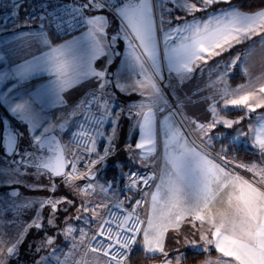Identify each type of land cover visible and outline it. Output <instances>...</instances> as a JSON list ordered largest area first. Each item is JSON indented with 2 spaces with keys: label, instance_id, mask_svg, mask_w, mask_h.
<instances>
[{
  "label": "rangeland",
  "instance_id": "374dc122",
  "mask_svg": "<svg viewBox=\"0 0 264 264\" xmlns=\"http://www.w3.org/2000/svg\"><path fill=\"white\" fill-rule=\"evenodd\" d=\"M221 1L227 2V0H219V2ZM187 2L195 3L196 7L201 10L192 13L187 12L183 7L185 0H152L160 58L162 52H165L166 44L168 45L169 40H172L173 32L168 31L170 28L174 32H176L175 29L177 28L181 29L173 37V39L178 40L182 35H187L184 29H187L189 25L203 24L210 20L219 19L227 14L228 10L237 11L232 9L233 7L208 10L211 5L205 7L199 3V0H187ZM83 13L86 16L85 18L92 15L104 18L101 51H94L90 44L81 46L84 44L85 37L78 39L65 37L66 39L52 40L42 22L26 24L27 26H21L11 32L0 29V76L4 77L0 79V106L6 107L11 102L13 107L15 105V103H12L13 100L6 104L5 98H23L24 93L27 92L29 96L37 95L52 99L51 101H55L57 104V106L52 107L53 110L49 109L46 113H38L35 110L36 119L30 123L22 121L18 115L11 111V107L7 108L13 124L11 128L17 130L16 134L20 143H23L24 147L30 145L31 151H36V137L41 138V136L51 132L56 134L65 152L66 149L68 151L70 133L77 123L85 100H88L96 92H106L105 90L97 91L101 88L102 81L111 84L116 97L121 92L132 91L131 94L127 95L128 98L136 97L137 93H140L138 88L131 86L134 85L135 81L143 79V76L139 74L140 69L135 65L131 55L132 45H136L138 42L130 38L128 31L124 27V30H121L120 27L117 28V24L120 23L115 16H113V19L117 24L112 34V32L109 33L110 25H112L109 13L99 11V9L84 10ZM196 13L202 14L201 18L195 17ZM47 29L52 32L54 38H58L51 28L47 27ZM166 37H168L167 40ZM64 44L75 46L74 51L68 55L70 60L75 58L78 62L81 59L84 62H90L91 69L95 72L103 71L105 73L104 77L98 78L94 75L81 76L71 87L60 92L58 99L54 89L56 76L53 73L45 70H36L31 73L32 77L28 76L24 79H18L15 77L16 72H10L9 68L13 67L15 63L16 66H20L26 62H34L36 58L48 53L51 47ZM137 51L139 52L140 50L137 48ZM236 57H239V59L237 60ZM161 61L160 59V65ZM233 61L235 62L233 63ZM158 71L160 75L156 77V80L161 89V101L167 103L171 100L177 108L167 110L162 116L160 115V117L156 118V127L161 126L162 130L161 135L158 133V142L156 141L154 145L155 151L152 153L137 149L135 143L130 144V139L136 136V130L133 132L130 128L129 146L123 159L126 158L134 162V165L140 166L157 160L159 173L162 175L166 156V133L169 132L170 128L176 127L187 138L189 144L207 153L210 159L226 167V170L239 174L246 179L251 178L252 173L246 171L244 167H237V165H251L253 163L264 165V155H262L256 145V135L261 131V125L264 124V108H257L255 112H247L246 109L233 106L225 107L219 93L224 87L230 86V78L240 73L244 77L243 84L240 86L251 85L258 88L260 84L264 83V33L260 36H253L249 40H244L242 43L235 44L220 56L212 57L206 64L204 63L201 67H197L187 78L173 80L168 76V79H165L161 67ZM22 80L28 81L27 84H21L19 87H14L13 85L9 88L11 96L6 97V93H4V90H7L5 88L6 84L8 82L17 83ZM173 83L178 85L175 86ZM237 86V88L240 87L239 85ZM43 91L47 92V95H45L46 93L41 95ZM140 96H142L139 98L140 101L136 103L138 108L144 103V100L149 98L147 92ZM213 104H215L217 112L222 117L239 121V123H234L230 128L223 124H217L215 128L208 131L207 136H203L195 125L208 124L212 121L211 106ZM131 110L133 114L132 122H135L136 118L134 116L137 113V109L134 107ZM240 110L244 112L245 119L243 116L232 118L225 114ZM18 122L22 124V127H18ZM131 127H134L133 123ZM45 128L49 129V131L44 132ZM222 139L228 145L234 144L238 148L258 149V158L255 161L248 162L237 161L225 156V149L221 148L223 144L216 143ZM216 146L220 147V152L214 153L213 149ZM23 149L21 147L18 150L19 156L20 151ZM221 157H223V160ZM225 161H227L226 164ZM122 165L123 163H116V166ZM126 172L127 169L124 170V175ZM98 179L99 175L97 176L96 190L90 195H82L78 188H81L83 181L80 186H75V182L81 179H76L71 185L67 184L63 177L60 178L59 182L54 181L52 176L45 173L44 170L38 172L36 167L27 169V167L16 160L15 156L8 157L0 150V233L3 239H7V243L3 246L5 256L7 255L6 248L15 242L18 233L23 232L24 235L20 237L22 242L18 244L17 252L29 232L37 235L43 231L46 235L41 234L34 241L35 253L36 256L38 255V258L35 259L37 264H78V262L83 261H87L88 264H106V258L88 250V245L95 231L102 223L101 219L93 216L91 209L97 204H107L109 207V197L116 194L119 186L114 185L113 181L102 182ZM62 186L65 189H61ZM99 186H104L106 191L101 192ZM59 189L61 190L59 191ZM68 192L76 193L77 198L75 201L71 200V194ZM48 200L61 201V203L57 204L55 212H53L49 204L43 203ZM75 202L76 205H74ZM42 203L43 207L41 206ZM82 204H87L89 207L88 212L78 211V209H81ZM25 205L29 206L25 207ZM108 207L98 209L103 218ZM74 208L75 213L72 211ZM37 217H39L41 227H29ZM53 218H58L59 221L56 220L58 222L55 224H49V219ZM52 227H54V230H49ZM69 227L72 231L65 235L66 229ZM171 233H173L172 242L176 244H173V247L175 246L174 254H170L172 260L180 256L186 257L189 251L204 255V259L198 264H204V261L208 258L215 260L220 256L212 246H208V252H203L199 247L193 249L185 242L184 237L187 236L189 239H196L198 245L202 246V242L199 241V233L193 236V230L190 225H184L179 234L173 231ZM49 237L52 238L51 244L46 243ZM180 243L182 244L181 247ZM165 250L168 252V250H171V246H166ZM14 257L15 255L9 258L7 264Z\"/></svg>",
  "mask_w": 264,
  "mask_h": 264
},
{
  "label": "snow or ice",
  "instance_id": "6c2138e0",
  "mask_svg": "<svg viewBox=\"0 0 264 264\" xmlns=\"http://www.w3.org/2000/svg\"><path fill=\"white\" fill-rule=\"evenodd\" d=\"M216 2L218 0H199V3L205 7ZM104 7L103 0H84L79 8L73 9V13L75 15L84 10L103 9ZM183 7L189 13L201 10L196 7L195 3H188L187 0ZM115 11L124 21L130 38L138 42L132 45L131 55L143 79L135 81L131 86L139 88L141 94L147 92L149 103L139 106L141 109L146 108V111L137 112L138 116H142L140 123L142 138L136 144V148L152 153L155 151L153 107L161 97V89L156 80V77L160 75L157 65L160 50L152 0H126V2L122 0V4L115 6ZM84 23L88 26V31L84 44L81 46L90 44L94 51H101L104 18L92 15L86 18ZM175 31L179 33L181 29L177 28ZM184 31L187 35L181 37L180 43L171 48H168L166 44L164 52L171 66L170 71H175L181 79L187 78L188 74L194 72L200 62L206 64L209 59L220 56L235 44L249 40L253 36L262 35L264 33V10L253 13L231 11L219 19L189 25ZM74 47L72 44L51 47L48 53L36 58L34 62H26L20 66L15 77L24 79L36 70L53 73L56 76L54 89L58 99L59 93L71 87L81 76L94 75L103 78L105 73L92 70L90 62H84L83 59L78 62L75 58L71 60L68 58L69 53L74 51ZM236 59L238 60L239 57ZM3 78L0 76V79ZM100 87L103 88L104 85L101 84ZM219 95L225 107L233 106L246 109L247 112H255L257 108H264V83L258 88L242 85L237 89L229 90L224 87ZM33 105L34 101L31 98L22 99L15 103L11 111L22 121L30 123L36 119ZM104 107L106 108V105ZM211 112L213 119L210 123L195 125L203 136H207L208 131L215 128L217 124L230 128L234 123H239V121L222 117L217 112L215 104L211 106ZM48 131L49 129H44V132ZM80 135L85 137L87 134L82 132ZM166 135L165 166L159 177L160 183L156 184V190L151 193V211L146 227L141 229L140 224L143 222L139 220V217L131 224L129 223L135 211L133 209V213H129L116 224L117 231L114 234L111 228L112 221L104 219L98 211L101 207L107 208L108 205L97 204L91 209L93 216L103 221L99 226L101 231L97 233V236H103L108 244L106 247H93L90 250L109 257L106 264H127L132 246L137 242L135 235L142 233V246L145 253H160L167 257L165 240L168 232L171 230L179 234L184 225H190L193 236L199 233L202 246L198 245L196 239H189L185 236L187 244L193 249L199 247L203 252H208V246H212L220 254L215 260L206 259L204 264H264V165L255 163L237 165L252 173L251 178L246 179L226 170V167L210 159L207 153L189 144L178 128H170ZM36 142L40 143V137H36ZM87 143H90L92 147H87ZM87 143V151L94 152L95 140L88 137ZM9 145L16 147L15 136L10 138ZM256 145L264 155V124L261 125V131L256 135ZM49 151L52 154L35 165L38 172L44 170L52 176L63 177L65 182L71 185L77 178L91 181L94 178L93 166L103 161L110 150L105 149L104 155L99 156L98 160H89L84 166L86 171L77 169L79 156L73 160L66 159L63 147L57 145ZM69 165L71 170L66 173L65 168ZM154 179H156L154 176L136 177L132 174L129 177V190L140 181L149 184V181ZM95 190L96 185L92 182L87 183L83 188H78L82 195H88ZM99 190L106 191L104 186H99ZM43 203L49 204L55 212L57 204L61 201L48 200ZM141 203L139 200L136 201L137 205ZM28 206L25 205V207ZM80 210L88 212L89 207L87 204H82L78 211ZM48 223L53 224L54 218L49 219ZM106 225H108L107 228H105ZM32 226L41 227L39 217L33 221L32 225H29V227ZM71 231L69 227L65 235ZM125 232L133 235L124 238L123 233ZM23 235V232L17 234L15 242L6 248V256L2 246L5 242L0 237V264H7V260L16 255L18 244L22 242L20 237ZM104 240L100 241L101 245L104 244ZM46 243L51 244L52 238L49 237ZM113 249L116 251L113 252ZM78 264H88V262L83 261ZM164 264H172V262L165 260ZM176 264H180V257L176 258Z\"/></svg>",
  "mask_w": 264,
  "mask_h": 264
},
{
  "label": "built area",
  "instance_id": "2783aa9c",
  "mask_svg": "<svg viewBox=\"0 0 264 264\" xmlns=\"http://www.w3.org/2000/svg\"><path fill=\"white\" fill-rule=\"evenodd\" d=\"M83 2L84 0H0V29L10 30L14 28L19 19H22L25 24L46 21L48 27L53 30L56 37L59 39L69 37L86 26L83 12L75 15L73 13V9L79 8ZM103 2L105 3V7L99 9V11H105L116 16L115 6L122 4V0H103ZM123 2H126V0H123ZM105 105L106 108L104 107ZM176 108L177 106L170 100L165 105L158 106L156 110L157 113L163 114L167 110ZM122 117V106L114 101L106 92L95 93L88 105L80 112L77 123L70 133L69 151L65 156L66 159L73 160L76 156H79L80 160L77 163V169L78 171H86L84 166L88 164L89 160H98L99 156L104 155L105 149L110 150L103 161L93 166L92 172L94 178L91 181L81 179L83 181L81 188L89 182L96 185L97 176L102 170L103 164H108V161L115 157L121 149L117 145L116 140L117 130ZM82 132L87 135L82 137L80 135ZM88 137L95 140V151L92 153L87 151V147H92L90 143H87ZM128 146L129 141L123 144L122 148L128 149ZM70 170L69 165V167H66L65 172L67 173ZM132 174H135L136 177L154 176L156 179L149 181V184H144L140 181L129 190V177ZM158 174L157 160L143 164L142 166L139 165V167H132L127 171L125 180L116 194L109 197V207L104 215V219L112 221L111 228L114 234L117 231L116 224L129 213H133V209L135 211L132 215V221L129 223L131 224L139 217V220L143 222L140 224L141 229H143L148 206V196L155 187ZM138 200L142 202L140 205L136 204ZM107 227L108 225L105 226V228ZM100 231V227L95 231L93 235L95 239L92 238L88 245L89 251L93 247L107 246L108 241L104 240L103 236H97V233ZM131 235L133 234L130 232L123 233L124 238ZM140 235L141 233L135 235L137 242L132 246L127 264H130L132 256L136 253ZM102 240H104L103 245L100 243ZM115 251L116 249H113V252ZM93 253L109 259V257L103 256L102 253Z\"/></svg>",
  "mask_w": 264,
  "mask_h": 264
},
{
  "label": "trees",
  "instance_id": "16d2710c",
  "mask_svg": "<svg viewBox=\"0 0 264 264\" xmlns=\"http://www.w3.org/2000/svg\"><path fill=\"white\" fill-rule=\"evenodd\" d=\"M236 8L240 13H253L256 12L258 10H264V0H230V1H223V2H216L214 4H212L208 10H217L219 8ZM200 13V12H199ZM197 14L195 17H200L202 14ZM189 17V16H188ZM22 20V19H20ZM25 24V23H24ZM34 24V23H33ZM48 33L50 35H52V32ZM56 39V38H55ZM64 39V38H61ZM61 39H56V40H61ZM242 80H244V77L240 74L233 76L232 78L229 79V83L236 85L238 83H240ZM228 116H231L232 118H235L237 116H243L244 117V112L243 111H232V112H227L225 113ZM0 141H1V134H2V129H3V119H4V115L2 116V114H0ZM132 119L128 118L127 116H123L120 126L117 130V140L116 143L119 147H121V149L119 150V152L117 153V155L113 158H111L108 161L107 166L102 169L99 173V181L102 182H108L113 181L114 185H118V189L120 188V186L122 185V183L125 180V176L126 173L124 175V170L127 169V171L132 168V167H139V165L135 164L134 162H131L129 160H127L126 158L123 159V156H125V154L127 153V149L122 148V145L125 144L130 138H129V132H130V128L132 126ZM130 144H134L135 143V137L130 139ZM222 142V143H221ZM1 143V142H0ZM216 143H220L223 144L225 152V156L232 158L234 160L237 161H255L256 158H258V149H245V148H238V146L234 145V144H229L222 139L220 142L217 141ZM215 143V144H216ZM0 150H1V146H0ZM222 150V149H221ZM2 151V150H1ZM213 152H220V147H215L213 149ZM223 154V155H224ZM116 163H123L122 166H116ZM24 166V165H23ZM27 167V169L31 168L29 166H25ZM52 179L54 181H58L60 180V178H53ZM97 181V180H96ZM80 183L82 184V180H77L75 182V186H80ZM67 187V186H66ZM65 189L63 186L61 187V189ZM59 189V191L61 190ZM71 194V200H76L77 196L76 193H70ZM70 198V197H68ZM74 205H76V202L74 203ZM73 213H75V208L72 210ZM60 214V213H57ZM58 218L54 219V224L58 221ZM57 226V225H56ZM49 230H54V227H52ZM41 231V230H39ZM41 234L46 235V233H43V231L41 232ZM40 233H38L37 235H34L33 233L29 232L25 239L23 240L22 245L19 247L18 252L16 253L17 255H15V257L13 259H11V261L8 264H37L36 262V258H38V255L36 256L35 253V244L34 241L37 239V237L41 236ZM34 239V240H33ZM162 255H156V256H147L144 254V252L137 247L136 253L132 256V261L131 264H157L161 259H162ZM204 259V255L202 253H194L189 251V253L186 255L185 259H184V264H198L199 262H201Z\"/></svg>",
  "mask_w": 264,
  "mask_h": 264
},
{
  "label": "crops",
  "instance_id": "0c3cea01",
  "mask_svg": "<svg viewBox=\"0 0 264 264\" xmlns=\"http://www.w3.org/2000/svg\"><path fill=\"white\" fill-rule=\"evenodd\" d=\"M164 1H167V0H164ZM228 1V0H227ZM230 1V0H229ZM218 2H219V0H218ZM221 2H223V1H221ZM226 2V1H225ZM232 8V7H231ZM232 9H236V8H232ZM237 10V9H236ZM238 11V10H237ZM229 12H231L230 10H228V13ZM108 13V12H107ZM110 14V13H109ZM83 15H84V13H83ZM111 16H110V18H111V24L112 25H110L111 27L109 28V33L110 32H112V34H113V32L115 31L114 29L116 28V24L117 23H115V21H114V19H113V16H115V15H112V14H110ZM204 15V14H203ZM84 17H86V16H84ZM115 18L116 19H118L119 20V23L120 24H117V28H121V30H124V28H125V25H124V21L120 18V16L119 15H116L115 16ZM191 18V17H190ZM200 18H201V16H200ZM199 18V19H200ZM86 19V18H85ZM38 22H42V25L44 26V28H45V30L48 32L49 31V29H47V27H48V25H47V23H46V21H38ZM21 26H27L26 24H24V22L22 21V20H18V22H17V24L15 25V27L14 28H12V29H10V30H7L8 32H11L12 30H15V29H17V28H19V27H21ZM124 27V28H123ZM87 31H88V26L86 25L85 26V28L84 29H82L81 31H79V32H77V33H75L74 35H71V36H69V37H67V38H70V37H74L75 39H78V38H84V37H86V33H87ZM169 32L171 31V32H173L172 33V40H169V42H168V45H167V47L168 48H171V47H173V46H175V45H177V44H179L180 43V40H181V38H178V40L177 39H173V37L175 36V33L176 32H174V30L173 29H169L168 30ZM124 32V31H123ZM48 35L50 36V38L52 39V40H56L55 38H54V35L52 34V35H50L49 33H48ZM76 36V37H75ZM170 36H171V33H170ZM183 36V35H182ZM181 36V37H182ZM66 39V38H65ZM74 39V40H75ZM94 55V54H93ZM160 59L162 60L161 61V65H160ZM16 62V61H15ZM17 62H21V61H17ZM25 64V63H24ZM23 64V65H24ZM204 63L203 62H200V67L203 65ZM19 65V64H18ZM157 65H158V70H160V67H161V70H162V72H163V74H164V77H165V79L167 78L168 79V76L170 77V79H173V80H175V79H177V78H180L178 75H177V73L175 72V71H170V64H169V62H168V59L164 56V52H162V56H161V58H160V56H158V58H157ZM20 66H22V65H20ZM20 66H16V63H15V65L13 66V67H10L9 69H10V72L12 73H15V72H17V69L20 67ZM11 75V74H10ZM190 74H188V76H189ZM11 76H14V75H11ZM29 77H32L31 76V74L30 75H28ZM27 76V77H28ZM26 77V78H27ZM19 79V78H18ZM243 81L244 80H242L240 83H238V84H236V85H233V84H230V86H231V89H230V86H228L227 88L228 89H230V90H233V89H237V85H241V84H243ZM27 82L28 81H20V82H17V83H14V82H8L7 84H6V86H5V88L7 89V90H4V93H6L5 94V96L6 97H9V96H11V94H9V88H11L13 85H14V87H16V86H18L19 87V85L21 86V84H27ZM12 83V84H11ZM102 84L104 85V87L103 88H100L99 90H97V91H106V93L108 94V95H110V97L114 100V101H116L117 103H119L121 106H122V108H123V116H127L128 118H131V119H133V114H132V110L131 109H134V107H135V109H137V112H140V111H146L147 109L146 108H144V109H141L140 107L138 108V106H137V101H140L139 100V98H141L142 96H140V95H142L141 94V90L138 88V91L140 92V93H137V95H136V97H130V98H128V94H131V92L132 91H129V92H127V93H120V95L118 96V97H116V95L113 93V88L111 87V84L110 83H108V82H106V81H102ZM174 84V83H173ZM175 86L176 85H178L177 83H175L174 84ZM111 88V89H110ZM18 89V88H17ZM111 91H112V93H111ZM27 92V91H26ZM110 94H109V93ZM46 93V94H45ZM97 93V92H96ZM9 94V95H8ZM42 94H45V95H47V92H45V91H43V92H41V95ZM95 94V93H94ZM94 94H92L90 97H89V99L88 100H85V104L82 106V108H81V110H80V112L88 105V103H89V101H90V99H91V97L94 95ZM29 98H31L33 101H34V108H35V110H37V112L38 113H46L49 109H51V110H53V108L52 107H54V106H57V104L55 103V101H51L52 99H47V98H44V97H39V96H37V95H35V96H29V94H28V92L27 93H24V96H23V98H17V97H14V98H12V97H9V98H5V100H6V104H7V102H10V100H13V102L12 103H18V102H20L22 99H29ZM149 103V98H147L146 100H144V103L143 104H148ZM132 104H133V106H132ZM166 103L165 102H162L161 101V99L159 98V100H158V102L154 105V107H153V111H154V123H153V139H154V141H155V143H156V141L158 142V133L161 135V130H162V127L160 126V127H156V118L157 117H160V115L162 116L163 114H159V113H157V110H156V108L158 107V106H160V105H165ZM12 108V105H11V102L9 103V104H7V106L5 107V106H0V114H2V116L4 115V119L5 120H7V122H8V126L11 128L12 127V122H11V116L8 114V112H9V108ZM137 107V108H136ZM8 108V109H7ZM80 115V114H79ZM0 117H1V115H0ZM134 118H136L135 119V122H133V126L134 127H131V131H135L136 130V136H135V146H136V144L137 143H139L140 141H141V138H142V132H141V128H140V123L142 122V116H138L137 115V113L135 114V116H134ZM76 125V124H75ZM18 127H22V124H20L19 122H18ZM75 127V126H74ZM73 127V128H74ZM12 129V131L16 134L17 132V130L14 128H11ZM3 130V129H2ZM130 131V132H131ZM52 133V132H51ZM17 135V134H16ZM17 140L19 141V138H18V135H17ZM1 142V141H0ZM20 142V141H19ZM22 146H23V143H20ZM20 144H18V147H19V145ZM155 145V144H154ZM0 146H1V143H0ZM17 147V148H18ZM27 148H29L30 149V145L28 146H26ZM68 148H69V143H68ZM1 150H2V152H3V147L1 146ZM65 151V150H64ZM68 151H69V149H68ZM68 151H67V149H66V152H65V156H66V154L68 153ZM13 157V156H12ZM157 159V158H156ZM17 160V159H16ZM219 161V160H218ZM19 163H21L22 165H24V166H26L25 164H23L21 161L19 162ZM31 164V163H30ZM228 166V165H227ZM227 168H229V167H227ZM158 170H159V168H158ZM161 175H160V173L158 174V179H157V181H156V184H159L160 183V180H159V177H160ZM156 184H155V187L153 188V190H152V192L151 193H153L155 190H156ZM8 191V190H7ZM151 193L149 194V196H148V206H147V211H146V214H145V219H144V225H143V228L144 227H146V221H147V219H148V216H149V214H150V211H151ZM1 210V209H0ZM9 220V219H8ZM0 225H1V223H0ZM1 227V226H0ZM3 228V227H2ZM4 229V228H3ZM196 236V235H195ZM0 237H1V233H0ZM173 237V233H171V230L168 232V234H167V236H166V240H165V247L166 246H171V250H168V256L167 257H164L162 254H160V253H155V254H152V253H145V251L143 250V246H142V240H143V237H142V233H141V235H140V237H139V240H138V243H137V247L138 248H140L143 252H144V254L145 255H149V256H156V255H162L163 257H162V259L157 263V264H161V263H164L165 262V260L166 259H168L169 261H171V262H173L172 264H175L176 263V259L175 260H172L171 258H170V254H174V252H175V246L173 247V244H174V242H172V238ZM4 240V244L2 245V246H4L6 243H7V239H3ZM174 241H175V239H174ZM181 244V243H180ZM174 245H176V244H174ZM182 246V244L180 245V247ZM166 251V250H165ZM184 259H185V257L184 256H180V264H184ZM106 260H108V259H106Z\"/></svg>",
  "mask_w": 264,
  "mask_h": 264
},
{
  "label": "flooded vegetation",
  "instance_id": "af4514ba",
  "mask_svg": "<svg viewBox=\"0 0 264 264\" xmlns=\"http://www.w3.org/2000/svg\"><path fill=\"white\" fill-rule=\"evenodd\" d=\"M10 131L13 132L11 128H10ZM49 136H51L50 139L42 141L43 138H47ZM53 136H56V134L55 133H47V134L41 136L40 143L39 144L36 143V149H35L36 151H31L29 148L22 146L20 144V142L18 141V144H20V145H19V147L17 145V147H18L17 151L20 150L21 147L24 148L23 150H21L22 152L20 151V153H19L21 158H22V161H28V162L31 163L30 165H26V166H29L31 168H35L36 167L35 163L39 162L41 159L45 158L46 156L52 154L49 151V149L56 148V147L53 146V144H55ZM2 141H3V130H2V134H1V142ZM3 152H4V149H3ZM18 152H17V154L14 155L16 157V159L19 157ZM29 154H30V157H28Z\"/></svg>",
  "mask_w": 264,
  "mask_h": 264
},
{
  "label": "water",
  "instance_id": "95a60500",
  "mask_svg": "<svg viewBox=\"0 0 264 264\" xmlns=\"http://www.w3.org/2000/svg\"><path fill=\"white\" fill-rule=\"evenodd\" d=\"M2 121H3V141L1 142V145H2V147H4L3 149H4L5 155L8 156V157H12L15 154H17V152H18L17 151V145H18L17 135L10 131V128L8 126L9 124H8L7 120L3 119ZM13 136L16 137V147L15 148H13V147H11L9 145V140ZM53 137H54V141H55V144H53V146L54 147H57V145H59L60 147H62L61 146V143L59 142L58 137H56V136H53ZM50 138H51V136H49L47 138H43L42 141L47 140V139H50ZM28 157H30V154H29ZM17 160H18V162L21 161L25 165H30V162H28V161H22L21 156H19L17 158ZM106 166H107V163H104L103 166H102V169H104ZM65 170H66V168H65ZM52 177L53 178H61L60 176H52Z\"/></svg>",
  "mask_w": 264,
  "mask_h": 264
}]
</instances>
